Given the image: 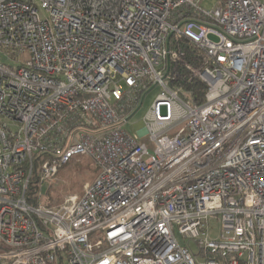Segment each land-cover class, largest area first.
<instances>
[{
  "label": "built area",
  "instance_id": "1",
  "mask_svg": "<svg viewBox=\"0 0 264 264\" xmlns=\"http://www.w3.org/2000/svg\"><path fill=\"white\" fill-rule=\"evenodd\" d=\"M0 50V264H264V0H0Z\"/></svg>",
  "mask_w": 264,
  "mask_h": 264
},
{
  "label": "rangeland",
  "instance_id": "2",
  "mask_svg": "<svg viewBox=\"0 0 264 264\" xmlns=\"http://www.w3.org/2000/svg\"><path fill=\"white\" fill-rule=\"evenodd\" d=\"M200 5L206 9H213L218 6V0H200ZM43 15V11L40 10ZM0 61L10 62L7 55L0 50ZM160 92V87L154 85L142 93L140 103L129 114L127 121L121 124V127L129 134H137L144 127V116L155 96ZM96 169L88 157L76 156L69 163L64 165L56 175L46 178L42 186V194L51 191V203H60L70 195H80L86 185L95 177ZM208 232L211 237H217L220 229L218 218H211L208 224ZM174 235L179 244L186 245L195 253L196 246L191 239L179 234L174 229Z\"/></svg>",
  "mask_w": 264,
  "mask_h": 264
},
{
  "label": "trees",
  "instance_id": "3",
  "mask_svg": "<svg viewBox=\"0 0 264 264\" xmlns=\"http://www.w3.org/2000/svg\"><path fill=\"white\" fill-rule=\"evenodd\" d=\"M47 156H48L47 153H41L40 155H35L34 156V164H35V168L37 167V169L34 171V175L31 177L30 189H32L35 186V183L37 182L36 180H37V177H38L37 176V171H38L39 165L43 162V160H45L47 158ZM62 167H60L59 169H61ZM59 169L56 171V173L54 175L57 174ZM51 196H52L51 191H46V194L43 195V199H42L43 205H45L47 207H53V206H57L59 204V202L55 203V204L51 203Z\"/></svg>",
  "mask_w": 264,
  "mask_h": 264
}]
</instances>
